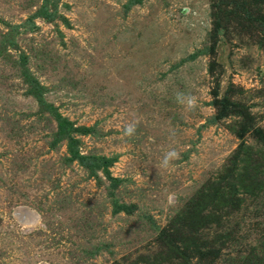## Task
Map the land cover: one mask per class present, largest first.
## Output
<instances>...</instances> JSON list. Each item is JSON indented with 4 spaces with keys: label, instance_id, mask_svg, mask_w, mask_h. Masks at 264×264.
Listing matches in <instances>:
<instances>
[{
    "label": "rangeland",
    "instance_id": "1",
    "mask_svg": "<svg viewBox=\"0 0 264 264\" xmlns=\"http://www.w3.org/2000/svg\"><path fill=\"white\" fill-rule=\"evenodd\" d=\"M41 262L264 264V0H0V264Z\"/></svg>",
    "mask_w": 264,
    "mask_h": 264
},
{
    "label": "clouds",
    "instance_id": "2",
    "mask_svg": "<svg viewBox=\"0 0 264 264\" xmlns=\"http://www.w3.org/2000/svg\"><path fill=\"white\" fill-rule=\"evenodd\" d=\"M175 98L177 103L183 105L187 111H194L198 106V98L193 94L178 91ZM136 127V123H130L122 129V134L126 137H131L135 134ZM179 158L180 154L175 149L169 150L164 154L161 160V166L167 168L172 161L178 160ZM172 199L174 197H169L170 201ZM41 264H44V262H41Z\"/></svg>",
    "mask_w": 264,
    "mask_h": 264
},
{
    "label": "trees",
    "instance_id": "3",
    "mask_svg": "<svg viewBox=\"0 0 264 264\" xmlns=\"http://www.w3.org/2000/svg\"><path fill=\"white\" fill-rule=\"evenodd\" d=\"M80 161L83 165L85 166H107L108 165V159L104 158H95V157H90V156H80ZM93 164V165H91ZM112 181H116L115 178L111 179Z\"/></svg>",
    "mask_w": 264,
    "mask_h": 264
}]
</instances>
